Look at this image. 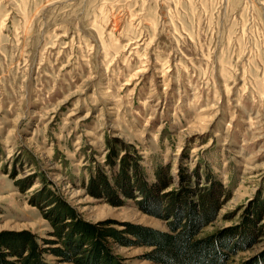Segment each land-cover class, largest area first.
Segmentation results:
<instances>
[{
	"label": "rangeland",
	"instance_id": "rangeland-1",
	"mask_svg": "<svg viewBox=\"0 0 264 264\" xmlns=\"http://www.w3.org/2000/svg\"><path fill=\"white\" fill-rule=\"evenodd\" d=\"M111 141L148 187L157 169L168 179L157 199L81 184L100 168L113 185ZM181 171L195 191L229 193L202 236L240 229L264 199V0H0V233L62 246L33 201L44 184L92 224L167 230L153 207L184 187ZM252 236L233 264L264 259V232ZM108 242L123 264H161Z\"/></svg>",
	"mask_w": 264,
	"mask_h": 264
},
{
	"label": "trees",
	"instance_id": "trees-1",
	"mask_svg": "<svg viewBox=\"0 0 264 264\" xmlns=\"http://www.w3.org/2000/svg\"><path fill=\"white\" fill-rule=\"evenodd\" d=\"M110 143L111 152L106 162L110 173L114 174L113 185L110 186L108 175L100 173V168L88 170L81 184L95 190L94 196L103 194L110 196L112 200L119 197L118 194L132 197L134 188L147 200L157 199L158 192L166 188L168 179L162 177L161 171L157 169V184L148 187L143 179L142 168L136 163L131 165L129 159L134 160L129 155L119 161L116 149L120 146L116 141ZM112 167L118 168V174L113 172ZM185 174L184 171L180 173V183L184 187L167 195L164 210L159 212L158 206L153 207L155 214L160 213V217L167 220V230L131 225L121 231L92 224L83 220L53 187L44 184L33 201L35 205L45 204L49 207L44 216L53 228L51 234L59 239L62 246L42 248L39 237L31 231L2 232L0 264H51L46 260V253L73 264H123L112 254L108 238L114 239L122 246L138 245L151 248L146 257L155 263L233 264L234 256L246 250L245 246L254 237V230L264 232V225L257 226L264 215V199L258 202V208L252 206L246 209L241 217L240 229H216L202 236L204 230L217 219L220 208L229 200V193L219 184H211L195 191V179ZM208 175L207 172L205 177ZM43 181L46 182L44 178ZM119 202L122 203L117 200L113 201V204ZM43 244L53 246L56 242L43 240ZM239 264H264V259L254 258Z\"/></svg>",
	"mask_w": 264,
	"mask_h": 264
}]
</instances>
